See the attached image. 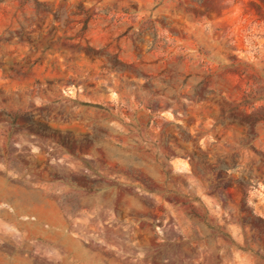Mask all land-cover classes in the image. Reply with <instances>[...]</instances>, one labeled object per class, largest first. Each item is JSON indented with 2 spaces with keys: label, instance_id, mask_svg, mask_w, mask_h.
Returning a JSON list of instances; mask_svg holds the SVG:
<instances>
[{
  "label": "rangeland",
  "instance_id": "obj_1",
  "mask_svg": "<svg viewBox=\"0 0 264 264\" xmlns=\"http://www.w3.org/2000/svg\"><path fill=\"white\" fill-rule=\"evenodd\" d=\"M0 264H264V0H0Z\"/></svg>",
  "mask_w": 264,
  "mask_h": 264
},
{
  "label": "bare ground",
  "instance_id": "obj_2",
  "mask_svg": "<svg viewBox=\"0 0 264 264\" xmlns=\"http://www.w3.org/2000/svg\"><path fill=\"white\" fill-rule=\"evenodd\" d=\"M41 216V215H40ZM38 230H39V228H38ZM41 233V232H40ZM43 233H44V231H43ZM45 233H47V232H45ZM48 234V233H47Z\"/></svg>",
  "mask_w": 264,
  "mask_h": 264
}]
</instances>
